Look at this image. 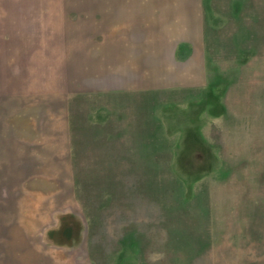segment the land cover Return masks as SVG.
<instances>
[{"label":"rangeland","instance_id":"obj_1","mask_svg":"<svg viewBox=\"0 0 264 264\" xmlns=\"http://www.w3.org/2000/svg\"><path fill=\"white\" fill-rule=\"evenodd\" d=\"M56 261L264 264V0H0V264Z\"/></svg>","mask_w":264,"mask_h":264},{"label":"crops","instance_id":"obj_2","mask_svg":"<svg viewBox=\"0 0 264 264\" xmlns=\"http://www.w3.org/2000/svg\"><path fill=\"white\" fill-rule=\"evenodd\" d=\"M165 80V79H163ZM60 144L62 143V146L63 147H58L59 149H62L63 152H64V160L62 164H64V168H66L67 172H66V175H67V178L68 176H71L72 173L70 174V166H71V156H70V153H71V138H70V134H69V129L68 131L65 133V135H63V137H61V139L58 141ZM61 160V161H62ZM69 186V184H68ZM69 192H72V191H69ZM73 202H59V201H51L49 203L46 204V207L45 208H49V209H52V210H55L54 212L57 213V212H65L66 210L68 209H74L73 208V205H72ZM59 210V211H58ZM85 245V244H84ZM56 249L60 248L62 250H64V248L62 247H55ZM84 248L85 246H83V244L79 247V254L82 256L84 253ZM50 249V247L48 248ZM53 249V248H52ZM57 264H59L60 262L56 261Z\"/></svg>","mask_w":264,"mask_h":264}]
</instances>
